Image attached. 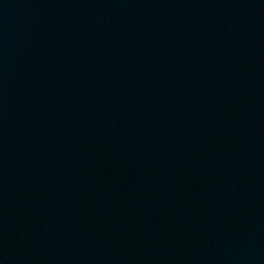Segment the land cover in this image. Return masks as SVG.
<instances>
[{"label":"water","instance_id":"95a60500","mask_svg":"<svg viewBox=\"0 0 264 264\" xmlns=\"http://www.w3.org/2000/svg\"><path fill=\"white\" fill-rule=\"evenodd\" d=\"M0 264H264V0H0Z\"/></svg>","mask_w":264,"mask_h":264}]
</instances>
